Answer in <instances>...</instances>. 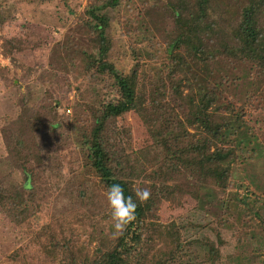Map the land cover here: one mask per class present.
<instances>
[{
    "label": "trees",
    "instance_id": "1",
    "mask_svg": "<svg viewBox=\"0 0 264 264\" xmlns=\"http://www.w3.org/2000/svg\"><path fill=\"white\" fill-rule=\"evenodd\" d=\"M9 1L17 7L20 0H0V50L10 60L0 66V97L13 93L0 109V212L26 241L4 259L264 264V192L232 178L233 164L261 151L257 140L264 147V0H149L171 14L174 34L164 47L130 0H89L70 11L87 44H73L80 60L70 66L78 65L81 80L65 81L64 90L47 82L33 57L49 45L41 32L22 19L8 33L19 18ZM113 19L122 24L123 54L107 33ZM138 42L150 59L161 52L153 74ZM173 67L183 86L163 78ZM140 105L155 127H135L133 143L127 117ZM65 149L77 166L65 189L71 203L48 213L46 205L64 193L57 169ZM111 183L134 200L136 188L150 192L116 237L104 195Z\"/></svg>",
    "mask_w": 264,
    "mask_h": 264
},
{
    "label": "rangeland",
    "instance_id": "2",
    "mask_svg": "<svg viewBox=\"0 0 264 264\" xmlns=\"http://www.w3.org/2000/svg\"><path fill=\"white\" fill-rule=\"evenodd\" d=\"M88 1L89 0H35L33 2H28L26 0H20L17 7L13 5L12 1H9L11 11L13 10L14 15L19 18L8 25V33H17L20 29L19 22L22 19L34 25L33 28L35 31L41 32L40 39L48 40L49 45L48 47L35 50L33 52V57L43 62L42 75L46 78L47 82L53 86H55L56 83L62 90L66 88L65 81L75 84L81 80V73L77 69L78 65H75L74 68L70 66L71 58H75L78 62L80 60L79 55L75 53L72 46L74 44L77 48L81 49L84 48L87 43L84 38V32L78 27L77 20L73 18L70 11H81ZM130 1L139 9L140 19L142 18L145 22L149 32L153 33L162 47H164L166 41L174 34L172 18L169 11L162 4L157 2L151 4L149 0H145L144 5H142L141 1L143 0ZM122 12L123 10L120 9V13ZM121 25V23L118 25L113 19L107 33L112 39L114 52L123 54L126 48L120 34ZM135 44L142 54L145 66L151 69L148 73L153 74L152 71L158 68L161 61V52H158L157 58L150 59L144 51L145 48L141 42ZM0 66H10L9 58L4 56L1 50ZM145 71H147V69H145ZM163 78L171 84L175 83L179 86H183L184 84L181 71L177 67H173V73L171 74L164 73ZM142 89H144L145 94L141 103L144 99L147 100L149 95L147 84H145ZM3 94L4 95L0 97V101H3L0 102V109L1 106L4 105V101H7L10 99V96H13V93L9 90H5ZM68 95L71 98L75 96L73 89L69 90ZM65 111L68 115L72 113L70 107L66 108ZM151 117L152 115L149 113V109L144 105H140L136 113L129 114L127 122H133V129L130 133L133 143L139 135L137 128L155 127L151 125L153 124L150 122ZM116 130H118V125L116 126ZM260 134L261 132L255 129V137H260ZM113 135L116 136V140L114 141L115 147L119 149L122 146V142L117 133ZM257 141V144L262 148L261 151L259 150L254 155L253 159H249L245 163L233 164L232 178L249 182L253 189L264 192V147L259 143V140ZM64 152L65 158L63 159V164L57 169L61 172L59 184L63 187L64 193H58L56 200L46 205V211L48 213L55 209L63 208V206L71 203V198L68 195V191H65V189H68L69 185H71L69 183L76 173L77 166L73 161L74 152L68 149H65ZM25 241L26 235L18 228H15L0 212V264H12L4 259L5 253Z\"/></svg>",
    "mask_w": 264,
    "mask_h": 264
},
{
    "label": "clouds",
    "instance_id": "3",
    "mask_svg": "<svg viewBox=\"0 0 264 264\" xmlns=\"http://www.w3.org/2000/svg\"><path fill=\"white\" fill-rule=\"evenodd\" d=\"M112 220V235H121L128 224L135 220V210L137 202L145 201L150 192L147 188H136L134 200L132 195H126L120 183H111L107 186L104 193Z\"/></svg>",
    "mask_w": 264,
    "mask_h": 264
}]
</instances>
